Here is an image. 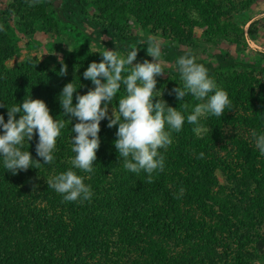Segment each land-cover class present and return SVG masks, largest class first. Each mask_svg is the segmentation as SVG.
<instances>
[{"label": "rangeland", "instance_id": "obj_1", "mask_svg": "<svg viewBox=\"0 0 264 264\" xmlns=\"http://www.w3.org/2000/svg\"><path fill=\"white\" fill-rule=\"evenodd\" d=\"M114 1L107 15L101 11L102 6L106 7L103 0H82L83 9L68 15L62 14L60 9L65 0H54L52 5L40 0L34 7L28 6L31 0H0V24L5 28L0 32V82L4 80L7 84L0 92V104L5 105L0 108V114L7 122V106L22 104L31 96L45 101L55 119L70 120V116H63L59 103L63 87L75 80L78 94H86L92 89V82L83 78V72L93 61H102L100 52L105 48L126 56L135 47L139 49L136 62L143 61L144 57L151 61L146 48L150 35L159 39L162 46L165 74L157 77V90L163 93L169 106L179 109L181 104L179 110L184 113V102L191 107L198 101L191 95L180 101L169 93L173 88L183 87L177 59L186 53L193 54L207 69L215 68L213 79L231 100V107L226 108L222 116L201 118L206 131L199 137L210 135L211 125L221 122L218 137L225 139L210 144L208 152L213 157L224 158L232 154V159L225 161L227 169L224 167L225 170H218L215 175L228 198L224 218L215 219L218 229V243L212 247L215 254L209 248L193 264H216L215 261L220 264H256L257 261L264 264V208L259 203L264 197V167L257 175H249L256 167L243 166L240 157L246 153L242 155L233 143L235 140L246 145L264 162V155L255 147L251 135L253 131L264 134V70L218 66V57L227 54L241 62L264 63L260 55L264 53V0H218L219 9H211L208 0ZM118 44H128L130 50H124ZM76 53L85 55L89 62L74 60ZM62 64L68 67L66 76L60 75ZM24 70H36L41 77L36 76L37 82H23L24 78L16 81L14 77L26 76ZM123 94L122 86L118 97ZM114 103L118 104V99ZM109 107L111 110L112 105ZM101 124L107 127L108 120ZM117 128L102 130L106 135H115ZM57 147L55 153L61 162L71 164L75 156L72 149ZM100 153L99 148L97 159ZM33 179L21 182L22 189L17 198L14 197L13 209L32 211L40 207L41 197L47 194L45 191L49 187L41 177ZM42 185L44 192L40 190ZM218 190V187L213 189L214 192ZM210 225H214V221ZM21 226L13 229V239L17 238L15 234L21 231ZM30 227L26 236H36L35 227ZM4 245L7 247V243ZM169 247L183 253L182 245L178 248L170 243ZM3 251L0 245V263L5 256Z\"/></svg>", "mask_w": 264, "mask_h": 264}, {"label": "trees", "instance_id": "obj_2", "mask_svg": "<svg viewBox=\"0 0 264 264\" xmlns=\"http://www.w3.org/2000/svg\"><path fill=\"white\" fill-rule=\"evenodd\" d=\"M44 1L49 5L54 2ZM103 2L106 7L102 6L101 11L105 15L110 14L115 1ZM207 2L211 9H219L218 0ZM60 9L62 14L72 15L83 9V3L82 0H65ZM118 47L130 50L128 44H118ZM260 55L264 59V53ZM84 56L76 53L73 59L88 63ZM218 58L220 68L264 70V63L241 62L229 54ZM23 72H27L26 76L21 74L14 79L20 81L24 78L23 82L28 83L37 82V77H41L36 70ZM208 72L211 78L216 75L214 67L208 68ZM6 86L2 80L0 92ZM21 87L20 84L18 88ZM218 124L221 122L211 125L210 135L199 137L192 130L194 125L185 120L182 131L173 132L172 144L166 151L160 150L165 156V170L158 175L154 173L151 184L146 182V173L137 175L123 168V161L118 158L114 147L116 135H106L107 127L103 124L99 133L102 153L95 161L92 173L62 163L55 150L51 164L44 165L41 159L38 169L31 168V171L29 168L17 175L8 172L0 157V245L5 255L0 264H193L199 255L218 243L215 219L224 218L226 214L228 198L215 175L218 170H225V161L231 160L232 154L224 158L213 157L208 152L210 144L225 139L218 137ZM73 135L71 124H65L55 149H59L57 145L62 149H72ZM37 141L38 135L30 142L24 141L23 150L30 151L33 159H40L35 151ZM233 143L242 155L246 153L240 157L243 166L256 167L250 170L249 175L255 176L263 170L264 162L259 160L254 150L239 141L234 140ZM201 152L204 153L203 158H199ZM70 168L84 176L85 184L91 186V200L82 203L63 201L61 194L48 188L47 194L41 197L39 208L32 211L13 209L14 197L17 198L22 189L21 182L36 176L44 182ZM43 187L41 192H44ZM217 187L218 192H214ZM180 188L185 191L177 199ZM259 203L264 208V197ZM213 221L214 225H210ZM20 225L21 231L13 239L12 231ZM30 226L35 227L36 236L27 237ZM170 243L178 248L184 246L183 253L179 254L176 248L172 250ZM212 251L215 254V250ZM214 263L220 264L219 261Z\"/></svg>", "mask_w": 264, "mask_h": 264}, {"label": "clouds", "instance_id": "obj_3", "mask_svg": "<svg viewBox=\"0 0 264 264\" xmlns=\"http://www.w3.org/2000/svg\"><path fill=\"white\" fill-rule=\"evenodd\" d=\"M39 3L40 0H31L28 6L34 7ZM2 31L5 28L0 24ZM146 45L151 61L136 62L139 49L135 47L126 56L108 48L100 52L102 61H93L83 72V78L94 86L86 94H78L75 80L67 83L59 94V103L63 116H70V120L55 119L45 101L31 96L26 97L22 104L7 106V122L0 114V157L8 172L17 175L29 168L38 169L41 159L44 165L51 164L57 138L66 122H70L74 134L72 152L75 154L71 164L75 169L92 173L101 144V122L107 119L108 128L118 126L114 147L118 158L123 161V168L137 175L144 172L147 174L146 182L153 183V174L158 175L165 170V156L160 150L166 151L172 144L173 132L182 131L187 120L194 125L193 132L201 135L206 131L201 118L222 116L225 109L231 107V100L228 93L209 76L208 69L198 63L193 54L186 53L176 61L183 87L173 88L169 95L174 94L180 101L191 95L198 103L191 107L187 102L182 104L184 112L188 113L186 116L179 110L181 104L179 109L169 106L163 99V93L157 90V77L165 74L161 42L150 35ZM67 73V65L62 64L60 75L66 76ZM122 86L124 94L118 97ZM117 99L118 104L114 103ZM4 107L0 104V108ZM17 114H20L19 119ZM73 121L78 122L73 126ZM37 135L35 151L40 159H33L30 151L23 150L24 141L30 142ZM251 135L255 147L264 155V134L253 131ZM203 157L201 152L199 158ZM73 168L47 178L49 189L61 194L63 201L82 203L91 200V186L86 185L85 177L78 175ZM184 191L180 188L176 198H181Z\"/></svg>", "mask_w": 264, "mask_h": 264}]
</instances>
